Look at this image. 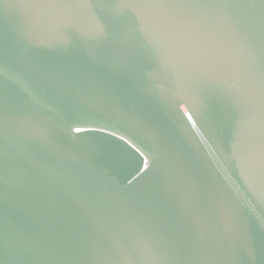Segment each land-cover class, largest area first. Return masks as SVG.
I'll return each mask as SVG.
<instances>
[{
    "label": "water",
    "instance_id": "1",
    "mask_svg": "<svg viewBox=\"0 0 264 264\" xmlns=\"http://www.w3.org/2000/svg\"><path fill=\"white\" fill-rule=\"evenodd\" d=\"M108 2L100 38L0 0V264H264V96L225 9L177 35Z\"/></svg>",
    "mask_w": 264,
    "mask_h": 264
},
{
    "label": "snow or ice",
    "instance_id": "2",
    "mask_svg": "<svg viewBox=\"0 0 264 264\" xmlns=\"http://www.w3.org/2000/svg\"><path fill=\"white\" fill-rule=\"evenodd\" d=\"M48 4L60 12L71 13L79 8H87L88 15L95 25V34L103 38L112 24L124 12H116L108 0H47ZM137 8L153 13L152 19L162 30L179 35L182 26L190 19L192 9L203 5L207 0H130ZM225 9V20L232 26L237 40L248 53L247 68L252 81L258 85L264 96V0H212ZM189 120L191 115L185 113ZM195 127V125H193ZM127 143V141H125ZM138 151V149H137ZM253 166L264 175V148L252 156ZM4 239L0 236V251L4 250ZM66 264H76L72 253H67Z\"/></svg>",
    "mask_w": 264,
    "mask_h": 264
}]
</instances>
